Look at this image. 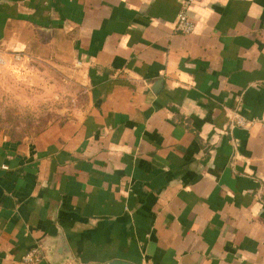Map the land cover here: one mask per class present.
<instances>
[{"label": "crops", "instance_id": "1", "mask_svg": "<svg viewBox=\"0 0 264 264\" xmlns=\"http://www.w3.org/2000/svg\"><path fill=\"white\" fill-rule=\"evenodd\" d=\"M181 2L0 0V51L49 41L87 87L0 137V264H264V126L232 125L264 115V0H198L189 34Z\"/></svg>", "mask_w": 264, "mask_h": 264}, {"label": "rangeland", "instance_id": "2", "mask_svg": "<svg viewBox=\"0 0 264 264\" xmlns=\"http://www.w3.org/2000/svg\"><path fill=\"white\" fill-rule=\"evenodd\" d=\"M52 44L39 55L16 52L19 58L0 67V137L32 138L67 123L84 103L85 72L67 49L55 52Z\"/></svg>", "mask_w": 264, "mask_h": 264}, {"label": "built area", "instance_id": "3", "mask_svg": "<svg viewBox=\"0 0 264 264\" xmlns=\"http://www.w3.org/2000/svg\"><path fill=\"white\" fill-rule=\"evenodd\" d=\"M198 0H182L181 5L179 7V11L176 15V20L174 23V31L180 34H189L194 31L195 23L190 17V9L192 5ZM16 53H6L4 51H0V67L7 64V62L15 61V59L19 58L17 55H13ZM234 119L232 122L233 126L238 127H248L254 122L259 123L261 126H264V115L255 121L247 120L237 114L234 115ZM23 261L25 263H34L37 261V257L33 255V253H27Z\"/></svg>", "mask_w": 264, "mask_h": 264}, {"label": "water", "instance_id": "4", "mask_svg": "<svg viewBox=\"0 0 264 264\" xmlns=\"http://www.w3.org/2000/svg\"><path fill=\"white\" fill-rule=\"evenodd\" d=\"M108 264H131V263L122 260H112Z\"/></svg>", "mask_w": 264, "mask_h": 264}]
</instances>
